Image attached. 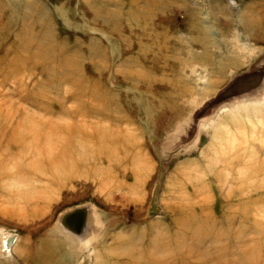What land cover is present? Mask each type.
<instances>
[{
	"label": "rangeland",
	"instance_id": "1",
	"mask_svg": "<svg viewBox=\"0 0 264 264\" xmlns=\"http://www.w3.org/2000/svg\"><path fill=\"white\" fill-rule=\"evenodd\" d=\"M7 126L0 264H264V0H0Z\"/></svg>",
	"mask_w": 264,
	"mask_h": 264
},
{
	"label": "bare ground",
	"instance_id": "2",
	"mask_svg": "<svg viewBox=\"0 0 264 264\" xmlns=\"http://www.w3.org/2000/svg\"><path fill=\"white\" fill-rule=\"evenodd\" d=\"M22 35H23V33H22ZM41 44H40V46H41ZM39 50H41L40 52H42V49H40V47H39ZM7 129H9L8 126L5 129H1V132L0 133L7 134V132H8ZM14 134H15V132H14ZM17 136H19V135L18 134H15L10 139V141L16 140L17 139ZM25 148H26V146H25ZM52 163H55V161L54 162H51V164ZM88 217H90V216H88ZM60 220H61V218H60ZM89 220H90V218H89ZM73 224L74 225H78V223L76 221H74ZM57 229H58V232H60V234H62L63 236H65L66 238H68L69 240H71V244H73V245H75L77 242H80L81 244H84V243H88L89 242V237H88V234L86 233V230L81 231L79 233V231H80L79 228H76L75 226H72L69 222L68 223H65L64 222L63 224L59 225ZM72 229L74 230V233H73ZM12 239L13 238H11L10 240H12ZM37 255L38 256L36 257V259L33 260V264H44V263L45 264H48L49 263L48 260L46 261L42 256H40L39 254H37ZM160 264H162V263H160ZM163 264H165V262H163Z\"/></svg>",
	"mask_w": 264,
	"mask_h": 264
}]
</instances>
